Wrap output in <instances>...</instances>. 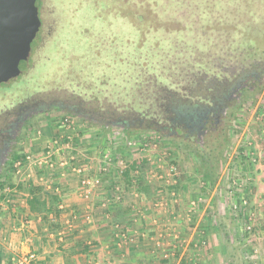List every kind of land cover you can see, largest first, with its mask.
Returning <instances> with one entry per match:
<instances>
[{
    "label": "rangeland",
    "instance_id": "374dc122",
    "mask_svg": "<svg viewBox=\"0 0 264 264\" xmlns=\"http://www.w3.org/2000/svg\"><path fill=\"white\" fill-rule=\"evenodd\" d=\"M50 4L58 33L41 50L40 62L27 81L40 91L85 97L77 82L86 80L110 109L118 106L107 93L116 91L132 104L129 112L152 113L158 112L148 102L156 76H161V93L200 73L213 75L254 61L264 66V0H52ZM30 5L34 11L40 8L39 0H29ZM100 80L105 84L99 86ZM6 94L0 100H8L10 93ZM232 117L222 142L205 145L200 152L145 125L121 130L76 122L59 112L40 116L5 176L0 212L7 199L16 200L10 193L14 186L21 192L20 175L33 166L26 156L39 157L51 148L56 151L55 146L64 149L58 154L70 155L67 145L77 147L89 140L114 161L112 167L117 168L112 171L121 179L117 185L125 192L136 190L127 197L125 193V200L161 210L172 202L174 218L185 221L190 233L207 223L209 234L200 247L192 242L188 246L207 253L204 264H264V79L244 95Z\"/></svg>",
    "mask_w": 264,
    "mask_h": 264
},
{
    "label": "crops",
    "instance_id": "0c3cea01",
    "mask_svg": "<svg viewBox=\"0 0 264 264\" xmlns=\"http://www.w3.org/2000/svg\"><path fill=\"white\" fill-rule=\"evenodd\" d=\"M87 141L67 145L71 156L58 154L60 148L52 165H28L20 175L21 192L16 186L10 190L16 200L1 205L0 264H14V257L29 252L36 255L32 264L206 263V252L188 246L200 247L209 234L207 223L190 233L185 221L174 218L172 202L161 210L125 200L136 190L125 192L117 185L116 166L102 171L107 153ZM85 177H99L101 183L86 190L81 185Z\"/></svg>",
    "mask_w": 264,
    "mask_h": 264
},
{
    "label": "flooded vegetation",
    "instance_id": "af4514ba",
    "mask_svg": "<svg viewBox=\"0 0 264 264\" xmlns=\"http://www.w3.org/2000/svg\"><path fill=\"white\" fill-rule=\"evenodd\" d=\"M51 1L39 0L40 8L36 11L29 6L32 28L29 49L16 72L0 82V88H8L0 92V97L10 93L8 100H0V191L11 164L19 156L27 131L40 116L59 112L76 122L121 130L145 125L144 128L153 133L187 143L201 152L206 150L205 145L209 147L213 142H222L240 100L264 79V66L257 61L213 75L200 73L181 85L164 88L155 101L158 112L152 113L149 110L132 113L126 109H110L104 99L99 102L74 92L40 91L34 86L29 87L27 81L40 62L41 50L58 33Z\"/></svg>",
    "mask_w": 264,
    "mask_h": 264
},
{
    "label": "water",
    "instance_id": "95a60500",
    "mask_svg": "<svg viewBox=\"0 0 264 264\" xmlns=\"http://www.w3.org/2000/svg\"><path fill=\"white\" fill-rule=\"evenodd\" d=\"M29 0H0V82L16 72L27 53L32 28Z\"/></svg>",
    "mask_w": 264,
    "mask_h": 264
},
{
    "label": "built area",
    "instance_id": "2783aa9c",
    "mask_svg": "<svg viewBox=\"0 0 264 264\" xmlns=\"http://www.w3.org/2000/svg\"><path fill=\"white\" fill-rule=\"evenodd\" d=\"M60 149V147L55 146V150L54 151L52 148L51 150L47 151L46 153H40L39 157H35V156H26L25 159L29 162L32 163L33 166H38L40 167V165H45V164H49L52 165L51 157L53 155H55L57 153V151ZM64 161L60 162V165L63 166L64 165ZM104 165L101 167L102 171H107L108 168H111L113 166L114 161L110 158V156L108 155V153L105 155L104 160L102 162ZM20 165V163H18ZM121 164V162L119 163ZM76 173L81 174L83 171L79 168H74L73 169ZM18 173V171H17ZM101 183V180L99 177H95V178H89V177H85L81 180V185L86 189L89 190L97 185H99ZM160 205V204H159ZM36 255L33 252H29L28 254L24 255V256H16L13 258V262L14 264H32V262L35 260Z\"/></svg>",
    "mask_w": 264,
    "mask_h": 264
},
{
    "label": "trees",
    "instance_id": "16d2710c",
    "mask_svg": "<svg viewBox=\"0 0 264 264\" xmlns=\"http://www.w3.org/2000/svg\"><path fill=\"white\" fill-rule=\"evenodd\" d=\"M194 63L198 64V62H196V61H194ZM160 78H161V76H156L155 79L151 81V84H150L151 90H152L151 93H150L151 98H150V95H149L150 99L148 101L151 105H156V102H155L156 98H158L161 95L160 92H159V89L162 88L163 85L160 84V80H161ZM78 81L79 82H77L78 83L77 87L79 89H81L80 91L83 92L82 93L83 96H85L87 98L88 97L87 96V92L90 91V97L89 98L92 97L93 100H96V101L98 100L99 102L101 100H103L100 97L101 96V92L99 90H98L97 93H92L93 87L96 88V86H92L90 84V82L88 83L86 80L85 81L84 80H78ZM102 84L104 85L105 83H103V80H100L99 86L102 85ZM107 94H108V96H110L112 98L113 102L115 103L116 106H118V108L130 110L131 107H133L132 104H130V102L126 101L125 99H123V97H121L122 95H119L120 93H118L116 91H109ZM124 98H125V96H124ZM123 100H124V103H120ZM145 108H147V107H145ZM33 201L34 200H32L31 202H33Z\"/></svg>",
    "mask_w": 264,
    "mask_h": 264
}]
</instances>
